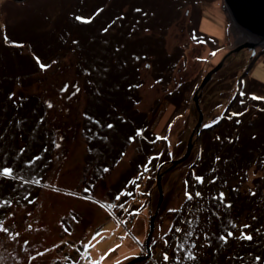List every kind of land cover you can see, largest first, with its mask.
I'll list each match as a JSON object with an SVG mask.
<instances>
[{"label": "rangeland", "instance_id": "rangeland-1", "mask_svg": "<svg viewBox=\"0 0 264 264\" xmlns=\"http://www.w3.org/2000/svg\"><path fill=\"white\" fill-rule=\"evenodd\" d=\"M247 39L224 0H0V169L14 170L0 175V264H126L146 254L156 211L151 258L135 264H236L264 252L253 235L249 253L237 252L240 230L264 217V156L253 160L264 148V45L256 59L230 55L198 90ZM220 144L251 160L220 174L207 149ZM222 210L235 217L229 247L207 236Z\"/></svg>", "mask_w": 264, "mask_h": 264}, {"label": "water", "instance_id": "water-1", "mask_svg": "<svg viewBox=\"0 0 264 264\" xmlns=\"http://www.w3.org/2000/svg\"><path fill=\"white\" fill-rule=\"evenodd\" d=\"M17 2H23L25 0H15ZM226 9L229 12V15L235 23L236 26L239 27V29L244 33V35L248 36V39L244 44L239 45L237 48H233L229 51V53L225 56V58L218 64L213 70H211L207 76L205 77L203 83L199 87V91L202 90L208 81L211 79V77L216 74L225 64L226 59L235 53L240 52L243 49H250L252 51V59H256L255 56L257 55V47L260 45H264V0H224ZM252 64V63H251ZM195 101L197 110L199 112V122L195 128V131H197L198 136L201 134L202 124L204 120V114L203 110L200 106L199 101V95L198 91L195 92ZM190 146L188 147V150L186 154L179 160H173L170 163L172 164L171 168L178 163L184 161L190 154ZM166 165L163 164L161 168ZM170 169V168H169ZM168 171V170H167ZM161 178L162 175L159 174L157 176V182L160 190V200H162L163 197V191H162V185H161ZM160 205V203H159ZM158 214V211L155 212V214L151 218V228L150 233L146 241V254L143 256H139L135 259H133L130 262H127L126 264H135L137 262L148 260L151 258L152 251L150 247V242L152 238V234L154 232L155 227V219Z\"/></svg>", "mask_w": 264, "mask_h": 264}, {"label": "trees", "instance_id": "trees-1", "mask_svg": "<svg viewBox=\"0 0 264 264\" xmlns=\"http://www.w3.org/2000/svg\"><path fill=\"white\" fill-rule=\"evenodd\" d=\"M124 82H127V81H123V82H121V84H122V86H124ZM133 82V79H130L129 81H128V84H130V83H132ZM119 107H122L121 105H119ZM119 110L121 111L122 110V108H119ZM123 113V112H122ZM124 114V113H123ZM230 114V113H229ZM229 114L228 115H225L224 117L226 118V120H229ZM258 117H259V115H257ZM250 121V120H249ZM237 125H239V123H237ZM234 126H236V125H234ZM241 130H243V127L241 126L239 129H238V132H241ZM259 133V131L258 132H256V133H252L253 134V136L254 135H256L257 136V134ZM220 147H216V149L215 148H213V147H210V146H207V149L208 148H210V149H208V151H211V150H213L212 151V153H211V155L212 154H216V155H218V157H219V163L221 164V166H220V174L222 173V171H226V170H228L230 167H231V165H233L234 164V162L237 160V159H244V160H247V161H249V160H251L250 159V156L252 155V154H249V152H246V151H238L237 153H234V152H230V150H231V147L233 148L234 147V145L233 146H231L230 148H228V149H226V148H224L223 147V144L221 145H219ZM260 150V152L259 153H257V154H254L253 155V160L256 162L260 157H262V156H264V154H262V153H264L263 151H264V148H261V149H259ZM256 153V152H255ZM253 162V161H252ZM139 165L137 166L138 168L139 167H141V163H138ZM143 167V166H142ZM217 167V166H216ZM137 170V168L135 167L134 169H132V172L133 171H136ZM217 170V169H216ZM213 178H215V179H213ZM213 178H211L210 180H211V182L213 183V182H217V180H218V177L217 176H214ZM131 180V178H128V179H126V181L127 182H129ZM256 184H259V182H258V180L255 182ZM257 186V185H256ZM126 188V184L121 188V190H123L124 191V189ZM216 196V198H211V199H209V201H207L206 203H207V206L208 207H210V209L211 208H213V205H214V202H215V207L217 206V209H218V207L220 206V201H219V199H220V197L218 196V195H215ZM213 200V201H212ZM7 201H9V200H6V204H7ZM228 201H230V200H228ZM223 202H224V200H223ZM225 203V202H224ZM231 205V204H230ZM235 210H237V209H235ZM195 212V211H194ZM195 213H197V212H195ZM228 212H226L225 210H222L221 212H217L216 214H211V220H212V222H213V224L215 225V230H214V232H209L208 234H207V236H208V241L210 242V243H213V239H216V241H219V238L220 237H222V236H226L227 235V239L225 240V239H222L223 240V242H226V243H222V244H225V246H228L229 247V243H228V239H229V237L231 236H229L228 235V233L229 232H231L232 233V235H234V231H232V226L234 225V222L232 221V220H234L235 221V217L234 216H229L228 214H227ZM1 214H2V211H0V225H1V223L4 221L3 220V216H1ZM195 217H196V214L194 215ZM194 216L193 215H189L188 216V218H187V220H186V222H185V226H184V233H186V232H188V231H190L191 230V227H192V224H191V222H193L192 220L194 219ZM254 226H255V228L253 229V232H251L252 234L251 235H253V237H254V239L255 240H257V242H258V245L262 242V244L264 245V240H262V239H264V233H263V231H262V229H263V227H264V217H262L261 215L260 216H258L257 218H256V224L254 223ZM218 227V228H217ZM226 234V235H225ZM245 234H247V231L246 230H240V233H239V237H241L240 239H241V241L244 243V245H242L241 247H240V249L239 250H237V252L239 253L240 252V254L242 255V254H245V253H249V251H248V249H249V245L247 246V242H248V238H246V235ZM185 235V234H184ZM182 238V237H181ZM183 239H184V237H183ZM246 244V245H245ZM251 245V244H250ZM184 247V246H183ZM259 247H260V245H259ZM251 250L252 251H254V249H252L251 248ZM256 250V249H255ZM260 251H262V249H260ZM259 251V255H256L257 257H260L261 258V256H264V252L262 251V253ZM246 257V255L245 256H242V260H240V261H238V263H236V264H264V259L262 258V259H255V260H252L251 259V257L250 256H247V258H245ZM256 257V258H257ZM254 261V262H253Z\"/></svg>", "mask_w": 264, "mask_h": 264}, {"label": "snow or ice", "instance_id": "snow-or-ice-1", "mask_svg": "<svg viewBox=\"0 0 264 264\" xmlns=\"http://www.w3.org/2000/svg\"><path fill=\"white\" fill-rule=\"evenodd\" d=\"M76 19H78V20H83V19H85V17H83V16H78V17H76ZM5 39H7V37H5ZM12 43H16V42L13 41ZM37 59L39 60V58H37ZM40 66H41L42 68L47 67V65L44 64L43 62L40 63ZM242 95H243V94H242ZM255 99H264V97H255ZM49 107H52L51 102H49ZM234 115H235V113H234ZM215 122H216V121H213V123H215ZM107 126H108V127H112L111 124H109V125H107ZM141 133H142V130H137V134H141ZM129 139H133V137H129ZM21 151H23V149H21ZM217 159H219V157H217ZM13 171H14V170H13L11 167H7V166H5V167H3L2 169H0V175H3V176H5V177H8V176H11V175L13 174ZM105 171H107V169H105ZM213 179H215V178H213ZM196 180H197L198 182H200V183H204V182H205V181H204V177L199 176V175L196 176ZM85 191H87V189H86ZM185 195H186L189 199H191L193 194L190 193V192H188V193H185ZM195 195H196V196H200L201 193H200V192H197V193H195ZM219 197H220L221 200H223V199H224V193H223V192L219 193ZM7 203L11 204L12 201L9 200V201H7ZM228 204H229V206H230V202H228ZM120 207H123V205H121ZM244 227L246 228V227H248V225H244ZM0 230H2L4 233H7V232L9 231L7 227H2V226H0ZM177 231H180V229H177ZM93 235H94V236H95V235H98V233H94ZM185 235H189V233H185ZM228 235L230 236V235H232V233L229 232ZM245 235H246V238L251 239V233H247V234H245ZM221 238L226 240V239H227V236H222ZM88 247H91V245L89 244ZM180 247H182V245H181ZM163 258H164V260H168V259H169L167 252L164 253ZM190 258H191V257H190ZM89 259H90V264H98V262L95 261V260H92L91 257H89ZM256 259H260V257H257Z\"/></svg>", "mask_w": 264, "mask_h": 264}]
</instances>
